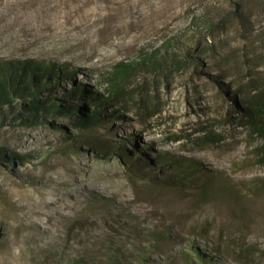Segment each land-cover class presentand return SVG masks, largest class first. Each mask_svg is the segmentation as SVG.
<instances>
[{
  "label": "rangeland",
  "instance_id": "1",
  "mask_svg": "<svg viewBox=\"0 0 264 264\" xmlns=\"http://www.w3.org/2000/svg\"><path fill=\"white\" fill-rule=\"evenodd\" d=\"M236 1L246 20L230 17L209 35L198 65L145 78L142 97L157 109L145 122L130 102L121 117L91 129L75 128L71 116L62 117L65 128H0L5 156H30L0 157V264L76 257L109 264L114 250L124 264H264L263 140L231 121L249 87L236 101L229 96L250 76L253 87L264 85V0ZM212 4L233 7L228 0H0V57L79 68L56 89L63 93L73 81L98 84L113 63L183 30ZM210 129L221 139L195 141ZM156 153L192 163L187 178L169 183L175 166L160 168ZM143 247L151 251L139 262Z\"/></svg>",
  "mask_w": 264,
  "mask_h": 264
},
{
  "label": "trees",
  "instance_id": "2",
  "mask_svg": "<svg viewBox=\"0 0 264 264\" xmlns=\"http://www.w3.org/2000/svg\"><path fill=\"white\" fill-rule=\"evenodd\" d=\"M228 1L233 4L232 8L216 4L207 6L194 13L183 30L158 38L155 43L140 48L135 57L113 63L109 69L102 72L98 84L89 85L73 81V86L64 88L63 93L56 89L61 86L63 80H73L79 68L41 59L8 60L0 57V128L14 123L22 127L49 124L55 129L65 128L61 119L71 116L75 128L91 129L103 121L111 122L121 117V106L129 110L130 102H134L138 108L137 113L145 122V118H150L157 112L156 108L147 106L145 98L142 97L145 78L150 76L156 79L172 68L182 69L187 61L198 65L201 58L197 53L198 49L209 35L222 30L230 17L244 23L245 12L240 7L242 2ZM220 77L224 76L220 74ZM254 80L255 78L250 76L246 83L230 91L229 96L236 101L243 86L249 87V90L244 92L241 103L235 104V109L240 115L235 114L231 121L239 118V122L249 129L251 135L262 138L258 153L259 160L264 162V85L253 87ZM134 93L138 96L135 97ZM103 112L106 114L103 115ZM174 138L178 137L175 135ZM220 139L221 134L210 129L195 141ZM153 145V141L144 143L146 148H152ZM154 156L153 160L162 169L167 165L175 166L174 173L167 178L172 184L182 183L185 176L187 178L188 170L193 167L192 163L183 165L167 155L156 153ZM0 157H4L8 162L21 160L23 163L30 158L29 155L17 153L5 156L1 151ZM215 178L208 176L206 182H214ZM208 183L204 186H208ZM155 236L161 239L165 237L163 232ZM142 249L144 251L140 252L137 261L146 262L151 248ZM193 250L195 256L203 261L207 260L198 246H194ZM83 260L82 257H76L68 264H85ZM109 264H124L118 258L117 250L110 256Z\"/></svg>",
  "mask_w": 264,
  "mask_h": 264
}]
</instances>
